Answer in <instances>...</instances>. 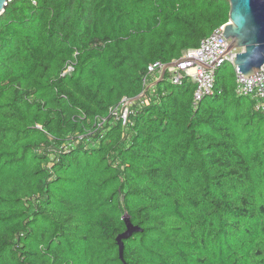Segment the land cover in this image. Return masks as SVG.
<instances>
[{
	"label": "trees",
	"instance_id": "obj_1",
	"mask_svg": "<svg viewBox=\"0 0 264 264\" xmlns=\"http://www.w3.org/2000/svg\"><path fill=\"white\" fill-rule=\"evenodd\" d=\"M229 15V0L9 1L0 264H125L126 213L141 228L126 264H264V98L238 94L231 62L197 106L192 80L148 71ZM125 97L127 125L111 114Z\"/></svg>",
	"mask_w": 264,
	"mask_h": 264
},
{
	"label": "built area",
	"instance_id": "obj_2",
	"mask_svg": "<svg viewBox=\"0 0 264 264\" xmlns=\"http://www.w3.org/2000/svg\"><path fill=\"white\" fill-rule=\"evenodd\" d=\"M223 26L216 29L210 36L202 40L197 48H189L183 51L180 58L170 63L157 61L151 63L148 67L150 74L158 73L160 81L162 74L165 72V79L174 83H181L185 79H190L196 84L194 92V105L197 106L205 97L215 93L217 71L226 62L234 60L238 50L227 52L231 40L226 38L223 33ZM73 70V66H69L68 71ZM237 71V92L243 96H253L257 99L264 98V66L254 76L246 77L238 68ZM162 79V80H163ZM153 86V85H149ZM146 93H142L138 98H143V102L149 103V98L145 97ZM133 99L124 98L120 105L111 110V114L121 118L124 125L130 121L133 113L131 104ZM258 107H263L259 104ZM103 123L106 118H102ZM101 125V124H100Z\"/></svg>",
	"mask_w": 264,
	"mask_h": 264
},
{
	"label": "water",
	"instance_id": "obj_3",
	"mask_svg": "<svg viewBox=\"0 0 264 264\" xmlns=\"http://www.w3.org/2000/svg\"><path fill=\"white\" fill-rule=\"evenodd\" d=\"M10 0H0V17ZM230 19L223 27L226 38L231 40L227 52L238 50L232 64L246 77L256 75L264 66V0H229ZM165 72L162 74V79ZM161 79V80H162ZM127 230L117 237L120 258L125 261V240L139 226L131 222L128 213L124 216Z\"/></svg>",
	"mask_w": 264,
	"mask_h": 264
}]
</instances>
